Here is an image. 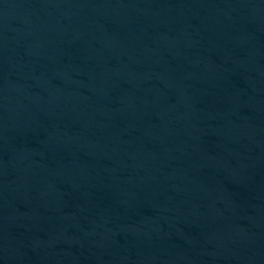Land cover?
<instances>
[{"label":"water","instance_id":"obj_1","mask_svg":"<svg viewBox=\"0 0 264 264\" xmlns=\"http://www.w3.org/2000/svg\"><path fill=\"white\" fill-rule=\"evenodd\" d=\"M0 196L264 264V0H0Z\"/></svg>","mask_w":264,"mask_h":264}]
</instances>
